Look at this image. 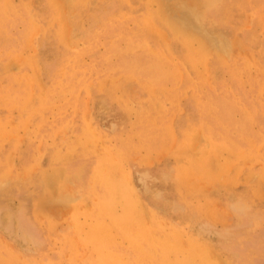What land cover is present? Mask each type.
<instances>
[{"label":"rangeland","instance_id":"374dc122","mask_svg":"<svg viewBox=\"0 0 264 264\" xmlns=\"http://www.w3.org/2000/svg\"><path fill=\"white\" fill-rule=\"evenodd\" d=\"M263 11L0 0V264H264Z\"/></svg>","mask_w":264,"mask_h":264},{"label":"bare ground","instance_id":"6f19581e","mask_svg":"<svg viewBox=\"0 0 264 264\" xmlns=\"http://www.w3.org/2000/svg\"><path fill=\"white\" fill-rule=\"evenodd\" d=\"M3 1H6V0H3ZM9 1H10V0H9ZM204 2H205V1H204ZM229 2H230V1H229ZM231 2H232V1H231ZM231 2H230V3H231ZM253 2H254V1H253ZM10 3H11V2H10ZM250 3H251V2H250ZM3 4H4V2H3ZM261 4H262V2H261ZM8 5H9V3H8ZM247 6H248V5H247ZM249 6H250V5H249ZM253 6H254V4H253ZM4 7H5V6H4ZM241 7H242V6H241ZM147 8L149 9V7H147ZM205 8H206V7H205ZM258 8H259V7H258ZM258 8H257V9H258ZM20 9H21V8H20ZM59 9H60V8H59ZM135 10H136V9H135ZM144 10H145V9H144ZM164 10H165V9H164ZM164 10H163V11H164ZM250 10H252V9H250ZM1 11H2V10H1ZM24 11H25V10H24ZM60 11H61V10H60ZM119 11H121V10H119ZM163 11H161V14L163 13V15H164L165 12H163ZM245 11H246V9H245ZM130 12H131V11H130ZM136 12H137V11H136ZM142 12H143V10H142ZM248 12H249V11H248ZM263 12H264V11H263ZM20 13H21V12H20ZM54 13H55V12H54ZM228 13H229V12H228ZM233 13H234V12H233ZM17 14H18V13H17ZM21 14H22V13H21ZM62 14H63V13H62ZM210 14H211V13H210ZM219 14H220V13H219ZM249 14H250V13H249ZM117 15H118V14H117ZM128 15H129V14H128ZM132 15H133V14H132ZM165 15L167 16L168 14L165 13ZM165 15H164V16H165ZM211 15H212V14H211ZM246 15H247V14H246ZM246 15H245V16H246ZM7 16H8V15H7ZM124 16H125V15H124ZM144 16H145V15H144ZM201 16H202V15H201ZM254 16H255V15H254ZM109 17H110V16H109ZM120 17H121V16H120ZM126 17H127V16H126ZM128 17L131 18V15H129ZM132 17H133V16H132ZM153 17H154V16H153ZM153 17H151V18H153ZM205 17H206V16H205ZM231 17H232V16H231ZM231 17H230V18H231ZM50 18H51V17H50ZM57 18H58V15H57ZM145 18H146V17H145ZM156 18H157V17H156ZM256 18H257V17H256ZM256 18H255V19H256ZM123 19H124V18H123ZM223 19H224V18H223ZM240 19H241V18H240ZM112 20H114V18H113ZM152 20H154V19H152ZM159 20H160V19H159ZM168 20L170 21L169 18H168ZM215 20H216V19H215ZM31 21H32V20H31ZM116 21H117V20H116ZM120 21H121V20H120ZM169 21H168V22H169ZM4 22H5V21H4ZM8 22H9V20H8ZM108 22H109V21H108ZM110 22H113V21H110ZM160 22H161V21H160ZM1 23H2V22H1ZM8 24L10 25V23H8ZM31 24H32V23H31ZM37 24H38V23H37ZM40 24H41V22H40ZM40 24H39V25H40ZM43 24H44V23H43ZM43 24H42V25H43ZM103 24H104V23H103ZM109 24H110V23H109ZM109 24H108V25H109ZM113 24H114V23H113ZM165 24H166V23H165ZM227 24H228V23H227ZM255 24H256V23H255ZM42 25H41V26H42ZM104 25H105V24H104ZM170 25H175V24H172V22H171ZM176 25H177V23H176ZM176 25H175V28H178V30H179L178 25H177V26H176ZM253 25H254V24H253ZM37 26H38V25H37ZM41 26H40V27H41ZM110 26H111V25H110ZM160 26H161V25H160ZM167 26H169V25H167ZM259 26H260V25H259ZM13 27H15V26H13ZM32 27H33V26H32ZM43 27H44V26H43ZM52 27H53V26H52ZM64 27L66 28L65 25H64ZM138 27H139V26H138ZM254 27H255V26H254ZM36 28H38V27H36ZM36 28H34V29L37 30ZM139 28H140V27H139ZM143 28H145V27H143ZM180 28H181V27H180ZM220 28H221V27H220ZM255 28H256V27H255ZM262 28L264 29V27H262ZM28 29H29V28H28ZM41 29H42V28H41ZM50 29H51V28H50ZM102 29H104V28H102ZM160 29H161V28H160ZM0 30H1V29H0ZM104 30H105V29H104ZM181 30L184 32V35L187 34V35L189 36V33H187V32H186L185 30H183L182 28H181L179 31H181ZM108 31H109V30H108ZM108 31H107V32H108ZM214 31H215V30H214ZM263 31H264V30H263ZM103 32H104V31H103ZM103 32H101V34H102ZM118 32L120 33V31H118ZM124 32H125V31H124ZM124 32H123V33H124ZM130 32H131V31H130ZM164 32H165V31H164ZM183 32H182V33H183ZM253 32H254V31H253ZM37 33H38V31H37ZM193 33H195V32H192V35L190 34L192 37H193L194 35H196V34L193 35ZM197 33H198V34H201L202 32H200V33L197 32ZM31 34H32V33H31ZM67 34H68V33H67ZM67 34H66V36H67ZM105 34H106V33H105ZM117 34H118V33H117ZM146 34H147V33H146ZM173 34H174V33H173ZM198 34H197V36H198ZM202 34L205 35V33H202ZM202 34H201V36H199V38L201 37V39H200L201 41H202V39H204L205 42H207V44L205 43V45H208V42L215 43V42H213V41H211V40L209 41V38H207V37L205 36V38L208 39V41H206L207 39L203 38V35H202ZM4 35H5V34H4ZM36 35H37V34H36ZM36 35H35V36H36ZM42 35H43V34H42ZM99 35H100V34H99ZM99 35H98V36H99ZM147 35H148V34H147ZM168 35H169V34H168ZM178 35H179V33H178ZM249 35H250V34H249ZM95 36H97V35H95ZM120 36H121V34H120ZM174 36H175V35H174ZM181 36L183 37V35H181ZM197 36H195V37H196V39L198 40ZM36 37H37V36H36ZM100 37H101V36H99V38H100ZM121 37H122V36H121ZM164 37H166V36H164ZM258 37H259V34H258ZM32 38H33V37H32ZM32 38H31V39H32ZM66 38H68V36H67ZM69 38H70V37H69ZM96 38H97V37H96ZM96 38H95V39H96ZM126 38H128V37H126ZM151 38H152V37H151ZM172 38H173V37H172ZM183 38H184V37H183ZM28 39H29V38H28ZM31 39H30V40H31ZM89 39H90V38H89ZM130 39H131V38H130ZM165 39H166V38H164V40H165ZM254 39H255V38H254ZM69 40H70V39H69ZM172 40H173V39H172ZM87 41H88V40H87ZM98 41H99V40H98ZM98 41H97V42H98ZM132 41H133V40H132ZM184 41H185V40H184ZM33 42H34V41H33ZM89 42H90V41H89ZM138 42H139V41H137V43H138ZM166 42H167V41H166ZM186 42H187V41H186ZM193 42H194V41H193ZM203 42H204V41H203ZM220 42H221V41H220ZM220 42H219V43H220ZM263 42H264V41H262V43H263ZM31 43H32V42H31ZM67 43H69V42H67ZM95 43H96V42H95ZM137 43H136V44H137ZM144 43H145V42H144ZM212 43H211V44H212ZM260 43H261V42H260ZM260 43H259V44H260ZM39 44H40V43H39ZM69 44H70V43H69ZM72 44H73V43H72ZM96 44H97V43H96ZM138 44H139V43H138ZM168 44H169V43L167 42V47H168ZM211 44H210V45H211ZM215 44H216V43H215ZM222 44H223V43H222ZM224 44H225V43H224ZM77 45H78V44H77ZM131 45H132V44H131ZM148 45H149V44H148ZM194 45H195V44H194ZM210 45L208 46L209 48H211V47L213 46V45H211V46H210ZM219 45H221V43H220ZM226 45L228 46V44L226 43V44L224 45V47H225ZM20 46H21V45H20ZM32 46H33V45H32ZM87 46H88V45H87ZM89 46H90V45H89ZM92 46H93V45H92ZM110 46H111V45H110ZM156 46H157V45H156ZM189 46H190V45H189ZM201 46H202V45H201ZM217 46H218V45H217ZM227 46H226V47H227ZM30 47H31V45H30ZM76 47H77V46H76ZM96 47H97V46H96ZM112 47H113V45H112ZM112 47H111V48H112ZM134 47H135V46H134ZM137 47H138V45H137ZM140 47H141V46H140ZM145 47H146V46H145ZM220 47H221V46H220ZM226 47H225V48H226ZM19 48H20V47H19ZM35 48H36V47H35ZM129 48H130V46H129ZM159 48H160V47H159ZM212 48H213V47H212ZM217 48H218V47H216L215 50H217ZM225 48H224V49H225ZM78 49H79V48H78ZM83 49H84V48H83ZM83 49H82V50H83ZM144 49H145V48H144ZM144 49H143V50H144ZM161 49H162V48H161ZM163 49H164V48H163ZM163 49H162V50H163ZM165 49H166V48H165ZM218 49H219V48H218ZM221 49H222V47H221ZM226 49H227V48H226ZM226 49L224 50L225 53L228 52V51L226 52ZM258 49H259V48H258ZM82 50H80V51H82ZM85 50H86V49H85ZM93 50H94V49H93ZM130 50H132V47H131ZM146 50H147V49H146ZM154 50H155V49H154ZM210 50H212V49H210ZM222 50H223V49H222ZM227 50H228V49H227ZM256 50H257V49H256ZM73 51H75V50H73ZM73 51H72V52H73ZM88 51H89V50H88ZM197 51H198V49H197ZM200 51H201V50H200ZM224 51H222V52H224ZM193 52H194V51H193ZM203 52H204V51H203ZM205 52H207V51H205ZM217 52L220 53V52H221L220 49H219V51L217 50ZM222 52H221V53H222ZM89 53H90V52H89ZM89 53H88V54H89ZM131 53H132V52H131ZM158 53H159V52H158ZM195 53H196V52H195ZM198 53H199V52H198ZM200 53H201V52H200ZM263 53H264V52H263ZM71 54H72V53H71ZM77 54L79 55L80 53H77ZM126 54H127V53H126ZM149 54H150V53H149ZM153 54H154V53H153ZM156 54H157V53H156ZM162 54H163V53H162ZM162 54H161V56H162ZM190 54H191V53H190ZM201 54H202V53H201ZM210 54H213L212 51H211ZM229 54H230V53L228 52V53H227V57L230 56ZM157 55H158V54H157ZM223 55L225 56V54H223ZM263 55H264V54H263ZM68 56L70 57V55H68ZM102 56H103V55H102ZM107 56H108V55H107ZM109 56H110V54H109ZM109 56H108V57H109ZM154 56H155V55H154ZM154 56H153V57H154ZM190 56H191V55H190ZM205 56H206V55H205ZM73 57H74V56H73ZM73 57H72V58H73ZM76 57H77V56H76ZM157 57H158V56H157ZM165 57H166V56H165ZM200 57H201V56H200ZM232 57H233V56H232ZM188 58H189V57H188ZM193 58H194V57H193ZM210 58H211V57H210ZM233 58H234V57H233ZM74 59H75V58H74ZM76 59H77V58H76ZM76 59H75V61H76ZM170 59H171V58H170ZM222 59H223V58H222ZM229 59H231V58H229ZM257 59H259V58H257ZM162 60H163V59H162ZM164 60H165V59H164ZM189 60H190V59H189ZM194 60H195V59H194ZM207 60H208V59H207ZM223 60H224V59H223ZM223 60H222V61H223ZM97 61H98V60H97ZM106 61H107V60H106ZM165 61H167V60H165ZM191 61H192V59H191ZM227 61H228V60H227ZM68 62H69V61H68ZM92 62H93V61H92ZM168 62H169V61H168ZM208 62H209V61H208ZM263 62H264V61L262 60V63H263ZM169 63H170V62H169ZM182 63H184V62H182ZM186 63H187V62H186ZM228 63H229V62H228ZM232 63H233V62H232ZM262 63H261V64H262ZM72 64H74V63H72ZM72 64H71V66H72ZM180 64H181V63H180ZM199 64H200V63H199ZM199 64H198V65H199ZM256 64H257V63H256ZM69 65H70V64H69ZM175 65H176V64H175ZM200 65H201V64H200ZM82 66H83V65H82ZM235 66H236V65H235ZM245 66H246V64H245ZM245 66H244V67H245ZM88 67H89V66H87V69H88ZM172 67H173V66H172ZM174 67H175V66H174ZM199 67H200V66H199ZM201 67H202V66H201ZM230 67H231V66H230ZM254 67H256V66H254ZM70 68H71V67H70ZM73 68H74V67H73ZM209 68H210V67H209ZM209 68H208V69H209ZM228 68H229V67H228ZM233 68H234V67H233ZM233 68H232V69H233ZM235 68H236V67H235ZM261 68H262V67H261ZM263 68H264V67H263ZM91 69H92V68H91ZM188 69H189V68H188ZM252 69H253V68H252ZM254 69H255V68H254ZM72 70H73V69H72ZM76 70H77V69H76ZM88 70H89V69H88ZM88 70H86V71H88ZM229 70H230V69H229ZM259 70H260V69H259ZM83 71H84V70H83ZM138 71H139V70H138ZM184 71H185V70H184ZM190 71H191V70H190ZM226 71H228V70H226ZM240 71H241V70H240ZM256 71H257V70H256ZM64 72H65V71H64ZM64 72H63V73H64ZM66 72H67V71H66ZM66 72H65V73H66ZM79 72H80V71H79ZM84 72H85V71H84ZM196 72H197V71H196ZM201 72H202V71H201ZM186 73H187V72H186ZM189 73H190V72H189ZM238 73H239V72H238ZM241 73H243V72L241 71L240 74H241ZM261 73H262V72H261ZM68 74H69V73H68ZM76 74H77V73H76ZM90 74H91V73H90ZM177 74H178V73H177ZM183 74H184V73H183ZM232 74H233V73H232ZM235 74H236V73H235ZM61 75H62V74H61ZM70 75H71V74H70ZM70 75H69V76H70ZM74 75H75V74H74ZM181 75H182V74H181ZM191 75H192V74H191ZM193 75H194V74H193ZM64 76H65V75H64ZM83 76H84V75H83ZM89 76H90V75H89ZM89 76H87V77H89ZM97 76H98V75H97ZM97 76H95V77H97ZM131 76H133V75H131ZM179 76H180V75H179ZM182 76H183V75H182ZM234 76H235V75H234ZM76 77H77V76H76ZM140 77H141V76H140ZM193 77H194V76H193ZM210 77H211V76H210ZM83 78H84V77H83ZM133 78H134V77H133ZM185 78H186V77H185ZM191 78H192V77H191ZM191 78H190V79H191ZM233 78H234V77H233ZM242 78H243V77H242ZM61 79H62V78H61ZM85 79H86V78H85ZM88 79H89V78H88ZM88 79H87V80H88ZM192 79H193V78H192ZM197 79H198V78H197ZM209 79H210V78H209ZM235 79H236V78H235ZM237 79H238V78H237ZM254 79H255V78H254ZM257 79H258V78H257ZM62 80H63V79H62ZM80 80H81V78H80ZM137 80H138V79H137ZM195 80H196V79H195ZM195 80H193V81H195ZM238 80H239V79H238ZM75 81H76V80H75ZM90 81H91V80H90ZM191 81H192V80H191ZM208 81H209V80H208ZM239 81H240V80H239ZM257 81H258V80H257ZM60 82H61V81H60ZM176 82H177V81H176ZM180 82H181V81H180ZM197 82H198V81H197ZM209 82H210V81H209ZM61 83H63V82H61ZM65 83H66V82H65ZM65 83H64V85H65ZM69 83H70V82H69ZM238 83H240V82H238ZM262 83H263V82H262ZM59 84H60V83H59ZM67 84H68V83H67ZM76 84H77V83H76ZM144 84H145V83H144ZM209 84H211V83H209ZM209 84H207V85H209ZM244 84H245V83H244ZM61 85H63V84H61ZM91 85H93V84L91 83ZM176 85H177V84H176ZM176 85H175V86H176ZM193 85H194V84H193ZM223 85H224V82H223ZM58 86H59V85H58ZM73 86H74V85H73ZM73 86H72V87H73ZM83 86H84V85H83ZM224 86H225V85H224ZM226 86L228 87V85H226ZM258 86H259V85H258ZM260 86H261V85H260ZM88 87H89V86H88ZM90 87H91V86H90ZM97 87H98V86H97ZM194 87H195V86H194ZM194 87H193V88H194ZM210 87H211V86H210ZM215 87H216V86H215ZM215 87H214V88H215ZM262 87H263V86H262ZM75 88H76V87H75ZM147 88H148V87H147ZM151 88H152V86H151ZM156 88H157V87H156ZM197 88H198V87H197ZM214 88H212V89H214ZM225 88H226V87H225ZM225 88H224V89H225ZM67 89H68V88H67ZM80 89H83V88H80ZM89 89H90V88H88V90H89ZM153 89H154V88H153ZM169 89H170V88H169ZM189 89H190V87H189ZM191 89H192V88H191ZM202 89H203V88H202ZM71 90H72V89H71ZM150 90H151V89H150ZM150 90H149V91H150ZM157 90H158V89H157ZM165 90H166V89H165ZM175 90H176V89H175ZM192 90H193V89H192ZM196 90H197V89H196ZM231 90H232V89H231ZM67 91H68V90H67ZM81 91H82V90H81ZM144 91H145V90H144ZM149 91H148V92H149ZM202 91H203V90H202ZM222 91H223V90H222ZM236 91H237V90H236ZM57 92H58V91H57ZM60 92H61V91H60ZM85 92H86V91H85ZM170 92H171V91H170ZM178 92H179V91H178ZM192 92H193V91H192ZM232 92H233V90H232ZM184 93H185V92H184ZM193 93H194V92H193ZM216 93H217V92H216ZM162 94H163V93H162ZM232 95H233V94H232ZM234 95H235V94H234ZM117 96H118V95H117ZM119 96H121V95H119ZM176 96H177V95H176ZM199 96H200V95H199ZM222 96H223V95H222ZM224 96H225V93H224ZM248 96H249V95H248ZM113 97H114V96H113ZM121 97H123V96H121ZM121 97H120V98H121ZM155 97H156V96H155ZM177 97H178V96H177ZM234 97H235V96H234ZM234 97H233V99H234ZM256 97H257V95H256ZM178 98H179V97H178ZM252 98H253V97H252ZM145 99H146V98H145ZM201 99H202V98H201ZM116 100H117V99H116ZM198 100H199V99H198ZM207 100H208V99H207ZM207 100H206V101H207ZM234 100H236V99H234ZM239 100H240V99H239ZM228 101H229V100H228ZM251 101H252V99H251ZM208 102H209V101H208ZM233 102H234V101H233ZM236 102H237V101H236ZM196 103H197V101H196ZM206 103H207V102H206ZM209 103H210V102H209ZM202 104H203V103H202ZM202 104H201V105H202ZM242 104H243V103H242ZM23 105H24V104H23ZM23 105H22V106H23ZM179 105H180V104H179ZM179 105H178V106H179ZM209 105H210V104H209ZM212 105H213V104H212ZM260 105H261V104H260ZM253 106H254V105H253ZM209 107H210V106H209ZM255 107H256V106H255ZM128 108H129V107H128ZM182 109H183V108H182ZM182 109H181V110H182ZM216 109L218 110V108H216ZM174 110H175V109H174ZM174 110H173V111H174ZM176 110H177V109H176ZM183 111H184V110H183ZM177 112H178V111H177ZM201 112H202V111H201ZM205 112H206V111H205ZM208 112H210V110H209ZM253 112H254V111H253ZM263 112H264V111H263ZM166 113H167V112H166ZM206 113H207V112H206ZM260 113H261V112H260ZM169 114H170V113H169ZM181 114H182V113H181ZM199 114H200V113H199ZM167 115H168V114H167ZM177 115H178V114H177ZM262 115H263V114H262ZM136 116H137V115H136ZM153 116H154V115H153ZM170 118H172V117H170ZM166 119H167V118H166ZM188 119H189V118H188ZM138 120H139V119H138ZM152 120H153V119H152ZM139 121H140V120H139ZM149 121H150V120H149ZM216 121H217V120H216ZM155 122H156V120H155ZM168 122H169V121H168ZM187 122H188V121H187ZM214 122H215V121H214ZM174 123H175V122H174ZM204 123H205V122H204ZM140 124H141V123H139V125H140ZM156 124H157V123H156ZM158 125H159V124H158ZM166 125H167V124H166ZM191 125H192V124H191ZM88 126H89V125H88ZM90 126H91V125H90ZM153 126H154V124H153ZM252 126H253V125H252ZM170 127H171V126H169V128H170ZM184 127H185V126H184ZM194 127H195V126H194ZM253 127H254V126H253ZM90 128H91V127H90ZM94 128H95V126H94ZM162 128H163V127H162ZM169 128H168V129H169ZM172 128H173V127H172ZM188 128H189V127H188ZM192 128H193V127H192ZM263 128H264V127H263ZM175 129H176V128H175ZM92 130H93V129H92ZM148 130H149V129H148ZM150 130H151V129H150ZM162 130H163V129H162ZM188 130H189V129H188ZM188 130H187V131H188ZM190 130H191V129H190ZM255 130H256V129H255ZM220 131H221V130H220ZM246 131H247V130H246ZM87 132H88V131H87ZM147 132H148V131H147ZM150 132H152V131H150ZM168 132L170 133V131H168ZM171 132H172V129H171ZM190 132H192V131H190ZM92 133H93V132H92ZM97 133H98V132H97ZM174 133H175V132H174ZM198 133H200V132H198ZM203 133H204V132H203ZM244 133H245V132H244ZM248 133H249V132H248ZM255 133H256V132H255ZM259 133H260V132H259ZM98 134H99V133H98ZM178 134H180V133H178ZM185 134H186V133H185ZM138 135H139V134H138ZM173 135H174V134H173ZM257 135H258V134H257ZM263 135H264V134H263ZM103 136H104V135H103ZM168 136H170V135H168ZM184 136H185V135H184ZM244 136H245V135H244ZM247 136H248V135H247ZM100 137H101V136H100ZM163 137H164V136H163ZM170 137H171V136H170ZM204 137H206V136H204ZM207 137H208V134H207ZM207 137H206V138H207ZM240 137H241V136H240ZM249 137H250V135H249ZM167 138H168V137H167ZM171 138H172V137H171ZM183 138H184V137H183ZM206 138H205V139H206ZM256 138H257V137H256ZM263 138H264V137H263ZM85 139H86V138H85ZM100 139H101V138H100ZM108 139H109V138H108ZM134 139H135V138H134ZM187 139H189V138H187ZM106 140H107V139H106ZM135 140H136V139H135ZM138 140H139V139H138ZM162 140H163V139H162ZM164 140H165V139H164ZM168 140H169V139H168ZM170 140H171V139H170ZM170 140H169V141H170ZM255 140H256V139H255ZM76 141H77V140H76ZM81 141H82V140H81ZM176 141H177V140H176ZM185 141H186V139H185ZM209 141H210V140H209ZM77 142H80V140L77 141ZM162 142H163V141H162ZM194 142H195V141H194ZM207 142H208V141H207ZM256 142H257V141H256ZM82 143H83V142H82ZM106 143H107V142H106ZM182 143H183V142H182ZM208 143H209V142H208ZM252 143H253V142H252ZM257 143H260V142H257ZM88 144H89V143H88ZM132 144H134V143H132ZM132 144H130V145L132 146ZM165 144H166V143H165ZM189 144H190V143H189ZM89 145H90V144H89ZM209 145H211V143H210ZM212 145H213V144H212ZM263 145H264V144H263ZM170 146H171V145H170ZM174 146H175V145H173V147H174ZM180 146H181V145H180ZM246 146H247V145H246ZM255 146H256V144H255ZM86 147H87V146H86ZM88 147H89V146H88ZM183 147H185V146H183ZM195 147H196V146H195ZM212 147H213V146H212ZM247 147H248V146H247ZM247 147H246V148H247ZM106 148H107V147H106ZM131 148H132V147H131ZM229 148H230V147H229ZM244 148H245V147H244ZM255 148H256V147H255ZM138 149H140V147H139ZM173 149H174V148H173ZM213 149H214V148H213ZM253 149H254V148H253ZM91 150H92V149H91ZM104 150H105V149H104ZM110 150H111V149H110ZM162 150H163V148H162ZM171 150H172V149H171ZM220 150H221V149H220ZM228 150H229V149H228ZM246 150H248V149H246ZM79 151H80V150H79ZM81 151H83V150H81ZM102 151H103V150H102ZM107 151H108V150H107ZM178 151H179V150H178ZM250 151H251V150H250ZM252 151H253V150H252ZM258 151H259V150H258ZM89 152H90V151H89ZM108 152H109V151H108ZM132 152H133V151H132ZM244 152H245V150H244ZM247 152H249V151H247ZM247 152H246V153H247ZM65 153H66V152H65ZM76 153H77V152H76ZM79 153H80V152H79ZM105 153H106V152H105ZM138 153H139V152H138ZM149 153H150V152H149ZM158 153H160V152H158ZM226 153H227V152H226ZM41 154H42V153H41ZM58 154H59V150H58ZM58 154H56V155H58ZM123 154H124V153H123ZM154 154H155V153H154ZM234 154H235V153H234ZM252 154H253V153H252ZM254 154H255V153H254ZM254 154H253V155H254ZM54 155H55V154H54ZM56 155H55V156H56ZM104 155H106V154H104ZM114 155H115V154H114ZM209 155H210V153H209ZM224 155H225V154H224ZM232 155H233V154H232ZM239 155H240V154H239ZM59 156H61V152H60V155H59ZM100 156H101V155H100ZM102 156H103V155H102ZM241 156H242V155H241ZM247 156H248V155H247ZM247 156H246V157H247ZM259 156H260V155H259ZM115 157H116V156H115ZM122 157H123V156H122ZM134 157H135V156H134ZM99 158H100V157H99ZM105 158H106V157H105ZM118 158H119V157H118ZM131 158H132V157H131ZM222 158H223V157H222ZM238 158H239V157H238ZM261 158H262V157H261ZM197 159H198V158H197ZM206 159H207V158H206ZM120 160H121V158H120ZM131 160H132V159H131ZM136 160H137V159H136ZM136 160H135V161H136ZM239 160H240V159H239ZM60 161H61V160H60ZM107 161H108V160H107ZM144 161H145V160H144ZM194 161H195V160H194ZM207 161H208V160H207ZM230 161H231V160H230ZM234 161H235V160H234ZM113 162H114V161H113ZM113 162H112V163H113ZM199 162H200V161H199ZM112 163H111V164H112ZM114 163H116V162H114ZM139 163H140V162H139ZM196 163H197V162H196ZM196 163H195V164H196ZM200 163H201V162H200ZM239 163H240V162H239ZM96 164H97V163H96ZM141 164H142V163H141ZM201 164H202V163H201ZM108 165H109V164H108ZM108 165H107V166H108ZM231 165H232V164H231ZM114 166H115V165H114ZM196 166H198V165L196 164ZM228 166H229V165H228ZM236 166H238V165H236ZM198 167H199V166H198ZM233 167H234V166H233ZM238 167H239V166H238ZM203 168H204V167H203ZM120 169H121V168H120ZM207 169H208V168H207ZM231 169H232V168H231ZM105 170H106V169H105ZM191 170H192V169H191ZM102 171H103V170H102ZM183 171H184V170H183ZM206 171H207V170H206ZM125 172H126V171H125ZM184 172H185V171H184ZM99 173H100V172H99ZM225 173H226V172H224V174H225ZM102 174H103V173H102ZM105 174H106V173H105ZM121 174H122V173H121ZM203 174H204V173H203ZM107 175H108V174H107ZM199 175H200V174H199ZM199 175H198V176H199ZM217 175H218V174H217ZM219 175H220V174H219ZM100 176H101V175H100ZM108 176H109V175H108ZM121 176H122V175H121ZM193 176H194V175H193ZM205 176H206V175H205ZM205 176H203V177H205ZM125 177H126V175H125ZM127 177H128V176H127ZM199 177H200V176H199ZM214 177H215V176H214ZM216 177H217V176H216ZM129 178H130V177H129ZM134 178H135V177H134ZM206 178H207V176H206ZM96 179H97V178H96ZM104 179H105V178H104ZM220 179H221V178H220ZM222 179H223V178H222ZM127 180H128V179H127ZM187 180H188V179H187ZM100 181H101V180H99V182H100ZM116 181H117V180H116ZM96 182H97V181H96ZM108 182H109V181H108ZM110 182H111V181H110ZM129 182H131V181H129ZM185 182H186V181H185ZM97 183H98V182H97ZM125 183H126V182H125ZM131 183H133V182H131ZM101 184H102V183H101ZM127 184H128V183H127ZM130 185H131V184H129V186H130ZM132 185H133V184H132ZM114 186H115V185H114ZM106 187H107V189H108V186H106ZM109 187H110V186H109ZM94 188H95V187H94ZM114 188H115V187H114ZM117 189H118V188H117ZM190 189H191V188H190ZM103 190H104V189H103ZM114 190H115V189H114ZM113 192H114V191H113ZM129 192H130V191H129ZM133 192H134V190H133ZM94 193H95V192H94ZM121 193H122V192H121ZM189 193H191V192L189 191ZM134 194H136V193H134ZM134 194H133V195H134ZM95 195H96V194H95ZM101 195L103 196L102 193H101ZM131 195H132V194H131ZM131 195H130V196H131ZM190 195H191V194H190ZM188 196H189V195H188ZM99 197L101 198V196H99ZM111 197H112V196H111ZM111 197H110V199H111ZM133 197H134V196H133ZM137 198H139V197L137 196ZM97 199H98V197H97ZM97 199H96V200H97ZM110 199H108V200H110ZM113 199H114V198H113ZM99 200H100V199H99ZM103 200H104V198H103ZM106 200H107V199H106ZM140 200H141V198H140ZM114 201H115V200H114ZM134 201H135V200H134ZM101 202H102V198H101ZM120 202H121V201H120ZM132 202H133V201H132ZM138 202H139V201H138ZM99 203H100V202H99ZM110 203H111V202L109 201V204H110ZM133 203H134V202H133ZM136 203H137V202H136ZM125 204H127V203H125ZM125 204H124V205H125ZM137 204H138V203H137ZM111 205H112V204H111ZM135 206H136V205H135ZM139 207H140V206H139ZM142 207H143V206H142ZM94 208H95V207H94ZM102 208H103V207H102ZM126 208H127V207H126ZM140 208H141V207H140ZM130 209H131V208H130ZM98 210H99V209H98ZM120 210H121V209H120ZM145 210H146V209H145ZM94 211H95V210H94ZM121 211H123V210H121ZM147 211H148V210H147ZM150 212H151V211H150ZM98 213H100V212H98ZM119 213H120V212H119ZM92 214H93V213H92ZM96 214H97V213H96ZM146 214H147V213H146ZM94 215H95V214H94ZM147 215H148V214H147ZM98 216L100 217L99 214H98ZM119 216H122V215L119 214ZM119 216H118V217H119ZM101 217H102V216H101ZM147 217H148V216H147ZM105 218H106V217H105ZM114 218H116V217H114ZM121 218H122V217H121ZM123 218H124V217H123ZM125 218H126V217H125ZM148 218H149V217H148ZM94 219H96V218L93 217V221H94ZM109 219H110V218H109ZM152 219H153V217H152ZM98 220H99V219H98ZM112 220H113V219H112ZM120 221H121V220H120ZM124 221H125V220H124ZM128 221H129V220H128ZM147 221H148V219H147ZM100 222H101V221H100ZM111 222H113V221H111ZM125 222H126V221H125ZM114 223H115V222H114ZM120 223H121V222H120ZM149 223H150V222H149ZM90 224H91V223H90ZM103 224H104V223H103ZM123 224H124V222H123ZM127 224H128V223H127ZM171 224H172V223H171ZM124 225H125V224H124ZM135 226H136V225H135ZM81 227H82V226H81ZM106 227H107V226H106ZM123 227H124V226H123ZM125 227H126V225H125ZM128 227H129V225H128ZM132 227H133V226H132ZM163 227H164V226H163ZM87 228H88V227H87ZM96 228H97V227H96ZM112 228H114V224H113V227H112ZM121 228H122V227H121ZM129 228H130V227H129ZM129 228H128V229H129ZM95 230H96V229H95ZM111 230H112V229H111ZM107 231H108V230H107ZM84 232H85V231H84ZM84 232H83V233H84ZM95 232H96V231H95ZM133 232H134V231H133ZM135 232H136V231H135ZM80 233H82V231H81ZM91 233H92V230H91ZM91 233H90V234H91ZM98 233H99V232H98ZM136 233H137V232H136ZM157 233H158V232H157ZM100 234H101V232H100ZM102 234H103V233H102ZM131 234H132V233H131ZM152 234H153V233H152ZM159 234H160V233H159ZM163 234H164V233H163ZM84 235H85V234H84ZM103 235H104V234H103ZM103 235H102V236H103ZM137 235H138V234H137ZM81 236H82V235H81ZM116 236H117V234H116ZM110 237H111V236H110ZM157 237H158V236H157ZM159 237H161V236H159ZM85 238H86V235H85ZM95 238H96V237H95ZM98 238H99V237H98ZM102 238H103V237H102ZM107 238H109V236H108ZM112 238H113V236H112ZM89 239H90V238H89ZM103 239H104V238H103ZM110 239H111V238H110ZM119 239H120V238H119ZM119 239H118V240H119ZM136 239H137V238H136ZM181 239H182V237H181ZM83 240H84V239H83ZM97 240H98V239H97ZM100 240L102 241V239H100ZM128 240H129V239H128ZM152 240H153V239H152ZM160 240H161V239H160ZM193 240H194V239H193ZM88 241H89V240H88ZM88 241H87V242H88ZM133 241H134V240H133ZM143 241H144V240H143ZM154 241H155V240H154ZM158 241H159V240H158ZM171 241H172V240H171ZM186 242H187V241H186ZM98 243L100 244V241H99ZM103 243H104V241H103ZM135 243H136V242H135ZM135 243H134V244H135ZM146 243H147V242H146ZM146 243H145V245H146ZM78 244H79V243H78ZM138 244H139V243H138ZM183 244H184V243H183ZM139 245H140V244H139ZM104 246H105V244H104ZM107 246H108V243H107ZM110 246H111V245H110ZM184 246H185V245H184ZM93 247H94V246H93ZM93 247H92V248H93ZM98 247L100 248V246H98ZM151 247H152V246H151ZM175 247H176V246H175ZM134 248H135V247H134ZM139 248H140V247H139ZM135 249H136V248H135ZM162 249H163V248H162ZM197 249H198V248H197ZM205 249H206V248H205ZM94 250H95V249H94ZM182 250H183V249H182ZM184 250H185V249H184ZM199 250H200V249H199ZM111 251H112V250H111ZM111 251H110V252H111ZM114 251H116V250H114ZM114 251H113V252H114ZM117 251H118V250H117ZM119 251H120V250H119ZM126 251H127V250H126ZM158 251H159V250H158ZM196 251H197V250H196ZM136 252H138V250H137ZM102 253H103V252H102ZM114 253H115V252H114ZM114 253H113V254H114ZM122 253H123V252H122ZM139 253H140V252H139ZM201 253H202V252H201ZM98 254H99V253H98ZM205 254H206V253H205ZM104 255H105V254H104ZM106 255H107V254H106ZM115 255H116V254H115ZM125 255H126V254H125ZM138 255H139V254H138ZM140 255H142V252H141ZM207 255H208V252H207ZM153 256H154V255H153ZM113 257H114V256H113ZM149 257H150V256H149ZM202 257H203V256H202ZM204 257H205V256H204ZM74 258H75V256H74ZM78 258H79V257H78ZM96 258H97V257H96ZM96 258H95V259H96ZM105 258H106V257H105ZM116 258H117V257H116ZM211 258H212V256H211ZM4 259H6V258H4ZM89 259H90V258H89ZM92 259H93V258H92ZM111 259H112V258H111ZM138 259H140V258H138ZM212 259H213V258H212ZM81 260H82V259H80V261H81ZM132 260H134V259H132ZM1 261H2V260H1ZM10 261H11V260H10ZM10 261H9V262H10ZM80 261H79V262H80ZM84 261H85V260H84ZM96 261H98V260L96 259ZM102 261H104V260H102ZM106 261H107V260H105L104 262H106ZM108 261H109V260H108ZM108 261H107V262H108ZM110 261H111V260H110ZM139 261H140V260H139ZM147 261H148V260H147ZM152 261H153V260H152ZM152 261H151V262H152ZM200 261H201V260H200ZM76 262H77V260H76ZM90 262H91V261H90ZM90 262H89V263H90ZM104 262H102V263H104ZM6 263H7V262H6ZM6 263H5V264H6ZM95 263H96V262H95ZM122 263H123V262H122ZM127 263H128V262H127ZM154 263H155V262H154ZM90 264H91V263H90ZM98 264H99V263H98ZM104 264H105V263H104ZM112 264H113V263H112ZM116 264H117V262H116ZM125 264H126V263H125ZM215 264H216V263H215Z\"/></svg>","mask_w":264,"mask_h":264}]
</instances>
